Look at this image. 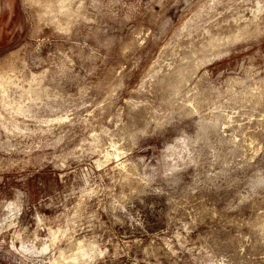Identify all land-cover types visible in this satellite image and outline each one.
I'll return each mask as SVG.
<instances>
[{
  "label": "rangeland",
  "instance_id": "obj_1",
  "mask_svg": "<svg viewBox=\"0 0 264 264\" xmlns=\"http://www.w3.org/2000/svg\"><path fill=\"white\" fill-rule=\"evenodd\" d=\"M0 83V264H264V0H0Z\"/></svg>",
  "mask_w": 264,
  "mask_h": 264
},
{
  "label": "bare ground",
  "instance_id": "obj_2",
  "mask_svg": "<svg viewBox=\"0 0 264 264\" xmlns=\"http://www.w3.org/2000/svg\"><path fill=\"white\" fill-rule=\"evenodd\" d=\"M0 84H1V83H0ZM18 108H19V107H18ZM81 253H83V252H81ZM75 258H77V256H76ZM75 258H74V259H75Z\"/></svg>",
  "mask_w": 264,
  "mask_h": 264
}]
</instances>
